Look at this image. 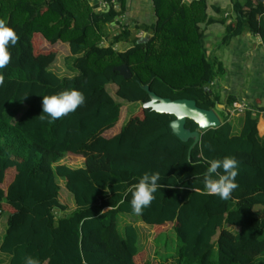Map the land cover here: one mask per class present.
I'll return each mask as SVG.
<instances>
[{"label":"trees","instance_id":"16d2710c","mask_svg":"<svg viewBox=\"0 0 264 264\" xmlns=\"http://www.w3.org/2000/svg\"><path fill=\"white\" fill-rule=\"evenodd\" d=\"M233 1L235 18L217 19L207 0H152L155 22L131 27L120 22L128 0H0V21L18 37L0 69V216L8 215L0 254L7 264H24L25 256L40 264H142L139 230L123 226L125 216L160 230L157 246L161 234L175 232L177 245H165L173 253L159 264L264 260V135L256 113L264 109L247 108L236 117L239 129L231 111L217 112L222 125L203 131L189 154L193 141L169 127L174 116L141 108L119 125L123 104L108 92L115 85L122 102L142 105L149 97L141 87L149 85L163 98L221 107L216 88L225 69L205 50V28L225 26L219 49L245 34L259 36L264 48V0ZM141 31L151 35L145 44H138ZM59 42L69 46L73 76L50 69L58 53L42 46ZM119 43L132 47L121 52ZM122 65L132 79L114 71ZM69 89L84 103L49 123L42 97ZM237 103L227 104L233 110ZM186 127L198 130L192 121ZM225 156L238 162L237 187L226 200L203 185L209 162ZM66 157H82L85 166L66 165ZM145 172L159 173L160 187L134 214L128 189ZM59 181L73 210L61 201Z\"/></svg>","mask_w":264,"mask_h":264},{"label":"crops","instance_id":"0c3cea01","mask_svg":"<svg viewBox=\"0 0 264 264\" xmlns=\"http://www.w3.org/2000/svg\"><path fill=\"white\" fill-rule=\"evenodd\" d=\"M192 1L193 0H186L188 3ZM239 1L243 2L245 0ZM207 3L209 5V15L213 18H235L233 12V0H207ZM152 8V0H128L127 13L120 22L131 27L134 25H150L155 22V18H151L153 16ZM111 29L116 31L117 28L114 26ZM224 32L225 26L220 24L211 25L205 28L204 39L206 52L210 56L214 55L223 64L225 69L224 75L219 78V84L217 87L218 93L222 97V103H224V106L222 105L220 108L232 112L231 106L227 103L230 98L235 97L236 101H241L247 108L252 107L256 110L264 109V48L261 38L259 36L255 37L250 34H245V36L243 35L244 37L241 36L235 38L228 46L219 49L218 44L221 41ZM146 36L147 32L144 31L136 34V37L139 39ZM131 47L132 46H129L128 48L119 51L124 52ZM256 113L261 129L260 134L263 136L264 111ZM240 115L231 114L230 120L236 125L237 119L235 118ZM124 124L125 123L123 122L121 125ZM72 206L73 207L70 208V210L74 209V204ZM121 222L123 226L131 223L138 229L142 228V230L143 228H155L138 222L135 218L130 216L122 217ZM228 231L237 233L239 229L230 227L228 228Z\"/></svg>","mask_w":264,"mask_h":264},{"label":"clouds","instance_id":"9594fccd","mask_svg":"<svg viewBox=\"0 0 264 264\" xmlns=\"http://www.w3.org/2000/svg\"><path fill=\"white\" fill-rule=\"evenodd\" d=\"M15 31L0 21V69H3L10 60L8 51L9 44L15 45L17 42ZM2 80V77H0ZM42 113L46 114L52 121L75 111L78 106L84 103L83 94L76 89L64 90L53 95H45L42 97ZM41 120L45 116L40 117ZM238 162L234 157L225 156L221 160H212L203 173L204 190L209 194L218 195L221 199H228L232 190L237 187L235 177L238 174ZM217 169H222V173H218ZM160 179L159 173L145 172L138 182L131 185L128 191L131 192V208L134 214H140L143 208L150 205L154 199L153 194L160 185L157 183ZM24 264H40V262L32 257L25 256Z\"/></svg>","mask_w":264,"mask_h":264},{"label":"rangeland","instance_id":"374dc122","mask_svg":"<svg viewBox=\"0 0 264 264\" xmlns=\"http://www.w3.org/2000/svg\"><path fill=\"white\" fill-rule=\"evenodd\" d=\"M228 1V0H227ZM153 11V8H152ZM152 19H154V11H153V16L151 17ZM108 32L110 37H114V33L115 31L111 28L108 27ZM136 34L140 33V32H135ZM149 36V33H147V36ZM245 36V35H244ZM243 36V37H244ZM109 43V40H107V43ZM67 44H62V43H58L54 46H50L48 44H43L42 49L43 50H55L57 51V57L55 62L52 64L51 66V70L58 75L59 77H67V76H73L74 73L72 72V70L70 69L71 67V63L68 61V57L70 56L69 54V46ZM131 43H119L117 44V46H115L116 50H122L125 48H128L129 46H131ZM214 56V55H212ZM215 57V56H214ZM249 75V72H248ZM218 88H216V91ZM108 92L114 97V99L117 102H120L121 100L117 98L116 96V92H117V87L115 85H109L108 86ZM123 104V108H122V118L120 120L119 125H121L123 122L125 123L129 121L130 118H132V116L138 115L141 112V108L142 105L140 104H129L126 102H122ZM222 105L224 106V103H222ZM242 105V103H237V106ZM232 108V107H231ZM231 113V112H230ZM221 121L225 120V117L221 114L218 113ZM233 115V114H232ZM235 118V117H234ZM236 119V118H235ZM237 121V120H236ZM239 128V124L237 123L235 126V129ZM62 163L69 165L73 168H80V167H84L85 166V159H83L82 157L79 158H70V157H66ZM62 190L60 193L61 196V201L62 203L66 204L69 206V208H72L73 206V200L70 196V194L67 192V190L65 189V185L63 181H59ZM7 219H8V215H1L0 216V241L2 239V237L4 236L6 227H7ZM139 233H140V242L141 245L143 247V255L142 258L140 260L142 261V264H145L146 262L148 264H159L162 262V257L165 256L166 254H171L173 252H168L165 245L169 246V251L172 250V248L176 247L177 245V236L175 234L174 231H171L169 233H165V234H161L160 239L162 240L160 246L158 244V246L156 245L157 242V236L158 234L161 232L160 230L157 229H145L140 228L138 229ZM159 253V255H157ZM0 264H7V258L3 255L0 254ZM253 264H264V260L259 259L256 262H254Z\"/></svg>","mask_w":264,"mask_h":264},{"label":"water","instance_id":"95a60500","mask_svg":"<svg viewBox=\"0 0 264 264\" xmlns=\"http://www.w3.org/2000/svg\"><path fill=\"white\" fill-rule=\"evenodd\" d=\"M151 38H140L138 44H145ZM114 71H117L125 79H132L133 74L130 68L126 65L116 67ZM149 97V101L142 104V108L145 110H152L160 114H168L175 117L169 125L173 135L179 138L183 142L193 141L189 154L192 149L200 144L201 133L209 129H216L222 125V121L217 112L223 110L217 106L215 109H202L197 106L194 100L178 99L171 100L169 98H163L152 92L149 85L141 87ZM227 115V114H226ZM187 121H192L198 126V130L191 131L186 127Z\"/></svg>","mask_w":264,"mask_h":264},{"label":"built area","instance_id":"2783aa9c","mask_svg":"<svg viewBox=\"0 0 264 264\" xmlns=\"http://www.w3.org/2000/svg\"><path fill=\"white\" fill-rule=\"evenodd\" d=\"M100 7L101 8H106V5L102 2H100ZM247 110V107L245 104L239 105L237 107H235V109L232 110L231 114L233 115H240L242 113H244Z\"/></svg>","mask_w":264,"mask_h":264}]
</instances>
